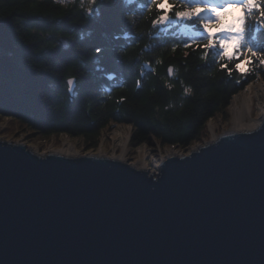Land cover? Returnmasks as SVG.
Instances as JSON below:
<instances>
[{
	"label": "water",
	"instance_id": "95a60500",
	"mask_svg": "<svg viewBox=\"0 0 264 264\" xmlns=\"http://www.w3.org/2000/svg\"><path fill=\"white\" fill-rule=\"evenodd\" d=\"M0 264H264V116L156 172L0 138Z\"/></svg>",
	"mask_w": 264,
	"mask_h": 264
},
{
	"label": "trees",
	"instance_id": "16d2710c",
	"mask_svg": "<svg viewBox=\"0 0 264 264\" xmlns=\"http://www.w3.org/2000/svg\"><path fill=\"white\" fill-rule=\"evenodd\" d=\"M149 4L0 0V116L43 137L78 138L88 149L117 124L131 128L135 148L157 143L187 150L201 141L236 94L258 77L264 81V65L230 76L219 67L218 49L205 57L202 48L183 47L203 39L201 17L155 26L159 10L149 15ZM246 38L264 50V29L255 20Z\"/></svg>",
	"mask_w": 264,
	"mask_h": 264
},
{
	"label": "snow or ice",
	"instance_id": "6c2138e0",
	"mask_svg": "<svg viewBox=\"0 0 264 264\" xmlns=\"http://www.w3.org/2000/svg\"><path fill=\"white\" fill-rule=\"evenodd\" d=\"M163 2V0H159ZM168 3L172 5L171 8L161 9L158 7L154 9L159 10V14L153 20V25L159 26L168 23L171 20H191L193 18L201 17L199 20V25L202 26L204 32L200 35L203 39H192L189 42L184 43L183 47L185 49H191L195 47L196 49H203L204 56H208L209 50L218 49V61L220 62L219 67L221 70H225L231 76L233 71H237L240 74L247 76V74L254 70L256 63L259 65H264V50L258 49L253 46V44L246 38L248 30L253 25L255 20L261 29H264V0H220L219 3H188L187 0H168ZM152 0L148 7H151ZM200 9V11H196ZM217 9H225L229 15L228 20H231L233 16L242 15V22L238 28L229 29L222 28L220 31L215 33H209L207 28L203 27L204 23L207 22H217L219 17L217 16ZM178 13H184L179 15ZM204 14V15H202ZM161 17H163L161 19ZM211 40L212 43L209 44L207 41ZM222 41H228L232 44L230 51H227L222 47ZM180 47V45H175V48ZM102 49L97 48L96 52H101ZM229 63H234V68L229 67ZM243 65V71H241L237 65ZM69 86L74 85V80L69 79ZM139 86V82H138ZM250 87V85H249ZM255 128L256 125L250 126ZM195 147V146H194ZM183 159V157H181ZM134 163V162H133Z\"/></svg>",
	"mask_w": 264,
	"mask_h": 264
},
{
	"label": "rangeland",
	"instance_id": "374dc122",
	"mask_svg": "<svg viewBox=\"0 0 264 264\" xmlns=\"http://www.w3.org/2000/svg\"><path fill=\"white\" fill-rule=\"evenodd\" d=\"M193 3H203L200 0H192ZM220 0H213V2H205L207 4L211 3H219ZM204 15V14H202ZM251 85L253 97L255 100V104L252 110L250 117L254 119H261L264 116V92L259 90V88L264 89V81L258 77L254 81L247 84L246 88L241 92L236 94L232 99L227 112L225 114L218 115L215 118H212L208 124L207 129L205 131L204 137L201 141L193 144L187 150H181L177 147H164L162 148L159 144H143L139 147H132L130 145V141H128V152L124 161L134 164L135 166H141L140 160L144 159L146 166L144 169L150 172H156L159 168V165L162 162L163 157L167 154L175 151L178 154H186L188 153L194 146L205 144L210 142L215 138L216 135L223 133L224 131L230 130L232 128L234 112L232 109V105L236 99V96H240L239 99L245 95L248 90L247 87ZM259 94V96H258ZM241 100V99H240ZM249 114L246 116V120L250 119ZM213 124L214 128L212 129L209 125ZM123 130L129 137L131 135V128L128 125L117 124L112 125L105 130H103L102 139L100 141L99 146L96 149H88L84 142L78 138H71L65 135L62 136H49L43 137L40 134L33 132L28 129L24 125L22 126L18 121L11 117L0 116V138H4L6 140L13 141H23L27 143V145L32 146L40 153L50 152L52 149H58L63 146V140L69 139L73 142L80 154H88L95 153L99 154L103 150V153L112 156L114 149L116 148L115 140L113 139V135L115 131ZM121 149L118 148V152L120 153ZM134 162V163H133Z\"/></svg>",
	"mask_w": 264,
	"mask_h": 264
},
{
	"label": "bare ground",
	"instance_id": "6f19581e",
	"mask_svg": "<svg viewBox=\"0 0 264 264\" xmlns=\"http://www.w3.org/2000/svg\"><path fill=\"white\" fill-rule=\"evenodd\" d=\"M201 2L205 3L204 1L200 0ZM248 92L243 95L240 99V96H236V99L232 105V109L234 112V119H233V124L231 130L235 131H242V130H248L251 129V125L255 124L256 126L258 125L260 119H254L250 117L255 100L253 97V92L251 85L250 87H247ZM261 92H264V89L259 88ZM259 96V94H258ZM249 114L250 119L247 121L246 116ZM212 129L214 128L213 124L209 125ZM113 139L115 140L116 148L114 149L113 155L111 157L116 158V159H125L126 154L128 152V141H129V134L127 135L123 130H118L115 131V134L113 135ZM118 148L121 149L120 153L118 152ZM51 151H57L61 152L67 155H73L80 153L79 150L77 149V146L71 142L69 139H64L63 140V146L58 148V149H52ZM101 155L105 154L103 153V150L100 153ZM107 155V154H105ZM110 156V155H107ZM141 166H137L139 168L144 169L146 166L145 160L142 159L140 160Z\"/></svg>",
	"mask_w": 264,
	"mask_h": 264
},
{
	"label": "clouds",
	"instance_id": "9594fccd",
	"mask_svg": "<svg viewBox=\"0 0 264 264\" xmlns=\"http://www.w3.org/2000/svg\"><path fill=\"white\" fill-rule=\"evenodd\" d=\"M58 2H62V0H58ZM164 9V8H171L172 5L168 3V0H163V2H159V0H152V5L148 9V14L151 15L152 10L157 7ZM88 8L91 7V4L87 5ZM196 11H200V9H196ZM217 16L219 17V20L215 23L213 22H207L204 23L203 27L207 28L209 33H215L217 31H220L222 28H229L235 30V28H238L240 23L242 22V15L243 13L241 12L240 15L238 16H233L231 20L227 19V16L229 13L225 9H217ZM179 15H183L184 13H178ZM163 17H161L162 19ZM207 43L211 44L212 41L209 40ZM222 47L226 49L227 51H230L232 48V44L229 43L228 41H222ZM237 67L243 71V65H237ZM188 91H191V88L188 89Z\"/></svg>",
	"mask_w": 264,
	"mask_h": 264
}]
</instances>
